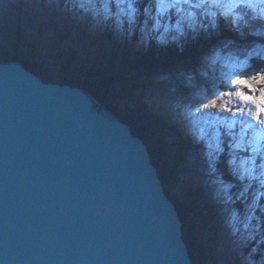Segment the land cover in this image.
Masks as SVG:
<instances>
[{
	"label": "water",
	"instance_id": "obj_1",
	"mask_svg": "<svg viewBox=\"0 0 264 264\" xmlns=\"http://www.w3.org/2000/svg\"><path fill=\"white\" fill-rule=\"evenodd\" d=\"M0 264H194L147 143L19 61L0 62Z\"/></svg>",
	"mask_w": 264,
	"mask_h": 264
},
{
	"label": "clouds",
	"instance_id": "obj_2",
	"mask_svg": "<svg viewBox=\"0 0 264 264\" xmlns=\"http://www.w3.org/2000/svg\"><path fill=\"white\" fill-rule=\"evenodd\" d=\"M72 6L122 42L135 38L145 51L153 44L182 48L188 40L223 30L252 38L247 47L229 42L204 53L187 79L199 75L207 84L196 92L197 102L179 107L187 133L203 146L214 198L225 213L234 264H264V111L257 112L259 102L255 111L228 106V98L242 101L237 93L246 86L237 80L264 75V0H74ZM254 61L261 70H251ZM233 67L240 70L226 79ZM221 98L228 106L223 112L205 107ZM221 156L231 180L218 171Z\"/></svg>",
	"mask_w": 264,
	"mask_h": 264
},
{
	"label": "trees",
	"instance_id": "obj_3",
	"mask_svg": "<svg viewBox=\"0 0 264 264\" xmlns=\"http://www.w3.org/2000/svg\"><path fill=\"white\" fill-rule=\"evenodd\" d=\"M69 7V13L81 16L87 28L94 24L99 26L79 10ZM99 27V31H103L105 35V41L110 42L112 56L104 60L91 56L79 60L77 56L70 55V60L60 73V77L50 74L43 62L39 60L42 46L38 47V42H33V38L24 36L21 32L18 33L17 44L14 46L15 53L0 55V62L19 61L46 81L82 87L104 104L109 112L130 125L133 134L147 143L153 163L158 167L160 177L166 186V193L176 204L184 222V238L194 264H219L221 256L217 251L218 234L207 239L204 235L210 229L216 234L215 227L208 222L212 219L205 214L206 210L212 212L214 207L207 204H204L206 208L199 206L202 200L201 191L191 190L190 186L183 185L181 192L173 191L174 184L180 180L179 176L189 173L185 166L187 155L190 152L192 154L193 151L196 153L202 146L190 145L192 139L179 129L178 124L157 115L146 104L144 99L147 90L142 82L141 74L145 72L153 75L159 69L167 72L182 70L188 74L195 72L200 65L202 51L210 42L217 41L220 37H233L235 34L223 30L218 34L188 40L184 42L182 48L175 44L158 48L153 44L145 51L142 45L138 49L135 48L137 46L135 38L133 43L129 45L120 43L117 47L113 32ZM19 44H25L26 49L21 51ZM251 70H261L260 62L254 61ZM197 77L200 76L197 75ZM181 94L188 96L190 91L188 88H182ZM225 160L226 157L221 156L217 168L225 180H231ZM204 201L207 203L208 199ZM213 222L216 223L215 220Z\"/></svg>",
	"mask_w": 264,
	"mask_h": 264
},
{
	"label": "rangeland",
	"instance_id": "obj_4",
	"mask_svg": "<svg viewBox=\"0 0 264 264\" xmlns=\"http://www.w3.org/2000/svg\"><path fill=\"white\" fill-rule=\"evenodd\" d=\"M73 3L74 0H0V55L15 53L16 48L14 46L17 44L18 33L21 32L24 36L28 35L33 38V42H38V47L42 46L43 50L41 49L39 52V56L41 57H39V60L43 62L49 73L54 76H61L60 73L65 65L68 64L70 55L77 56L79 60L87 58V56L98 60L108 59L112 56L110 42L105 41V35L103 31H99V26L94 24L90 28H87L81 16L69 13L68 8H70L69 6L73 7ZM114 37L116 38L117 47L120 43L129 45L134 41L122 42L116 35ZM251 40L252 38L250 37L241 39L236 35L233 37H220L217 38V41L213 40L210 42L202 53H206L213 47H222L229 44V42H231L230 46L247 47ZM19 47L21 51L26 49L25 44H19ZM139 47L136 46L135 48L138 49ZM239 70V68L233 67V69L226 73V79H230L233 72ZM244 75H248V73L246 72ZM187 76L188 73L182 72V70L167 72L162 69H159L153 75L145 72L141 74L142 82L147 90L144 99L146 104L154 113L163 118L167 117L165 118L167 121L170 119L177 122L178 127L181 125L183 129L186 128L180 115L179 106L197 102L195 99L196 92L201 86H206L207 84L203 78L197 76L189 82ZM243 79L246 80L245 78ZM248 81L253 84L255 91L247 87L243 88L242 91L247 95L258 97L259 89L264 87V85L258 84L257 81H253L252 79ZM182 88H188L190 95L185 96L181 94ZM213 104L216 106L212 107ZM233 104L236 107L243 105L245 109L252 108L255 111V104L251 102L233 101L231 98H228V106L231 107ZM228 106L226 105L225 107L224 98L213 99L205 105L206 108L218 109L221 112ZM200 119L206 120L207 117H201ZM184 132L189 136L186 131ZM189 144L197 145L193 139ZM190 153L186 157L185 164L189 173L179 176L180 180L174 184L173 191L176 193L181 192L183 185L186 187L190 186L191 190L201 191L202 202H199V206L206 208L204 204H207L214 207L212 212L206 210L205 214L209 216L208 218L212 219L211 221L208 219V222H211L216 229V234L215 232L213 233L212 229L206 231L204 233L205 238L207 239L218 234L217 251L221 256L219 264H234L229 249L225 213L222 205L214 198V187L210 183L212 177L208 175L207 163L203 157V146L196 153L194 151L192 154ZM205 199H208L207 203L204 201Z\"/></svg>",
	"mask_w": 264,
	"mask_h": 264
},
{
	"label": "snow or ice",
	"instance_id": "obj_5",
	"mask_svg": "<svg viewBox=\"0 0 264 264\" xmlns=\"http://www.w3.org/2000/svg\"><path fill=\"white\" fill-rule=\"evenodd\" d=\"M253 81H259L261 85H264V75L258 76V77H253L251 78ZM237 84L244 85L247 88L253 89L255 91L253 84L249 83L248 80H237ZM237 95L241 98L242 101L244 102H251L253 104H256L257 102L260 103V108L257 109V112L264 111V92H259V96L255 95H247L243 91L238 92ZM216 105L213 104L212 107H215ZM226 107V104H225ZM259 118V117H257Z\"/></svg>",
	"mask_w": 264,
	"mask_h": 264
},
{
	"label": "bare ground",
	"instance_id": "obj_6",
	"mask_svg": "<svg viewBox=\"0 0 264 264\" xmlns=\"http://www.w3.org/2000/svg\"><path fill=\"white\" fill-rule=\"evenodd\" d=\"M165 118H167V117H165ZM168 119H169V118H168ZM171 122H172V123H175V124H178L177 122H175V121H172V120H171ZM179 129H180L181 131H182V130H184V131H186V132H187V130H186V129H183V128L181 127V125H180ZM184 131H183V132H184ZM189 136H190V135H189Z\"/></svg>",
	"mask_w": 264,
	"mask_h": 264
}]
</instances>
